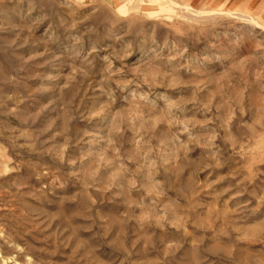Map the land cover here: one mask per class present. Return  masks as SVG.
Returning a JSON list of instances; mask_svg holds the SVG:
<instances>
[{"label":"rangeland","instance_id":"1","mask_svg":"<svg viewBox=\"0 0 264 264\" xmlns=\"http://www.w3.org/2000/svg\"><path fill=\"white\" fill-rule=\"evenodd\" d=\"M0 264H264V0H0Z\"/></svg>","mask_w":264,"mask_h":264}]
</instances>
